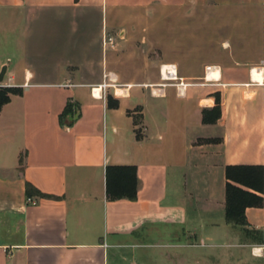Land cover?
<instances>
[{
    "label": "crops",
    "instance_id": "obj_1",
    "mask_svg": "<svg viewBox=\"0 0 264 264\" xmlns=\"http://www.w3.org/2000/svg\"><path fill=\"white\" fill-rule=\"evenodd\" d=\"M259 7L0 0V87L21 91L0 111V264H264V186L225 219V168L264 171ZM109 166L135 169V200L109 199Z\"/></svg>",
    "mask_w": 264,
    "mask_h": 264
},
{
    "label": "trees",
    "instance_id": "obj_2",
    "mask_svg": "<svg viewBox=\"0 0 264 264\" xmlns=\"http://www.w3.org/2000/svg\"><path fill=\"white\" fill-rule=\"evenodd\" d=\"M20 94L19 89L0 87V111L9 102L11 95ZM78 117L79 113L71 105H68L60 116L63 124L67 126ZM220 117L221 107L218 98L214 107L202 110V123L205 125L215 124ZM225 178V219L228 223L244 226L246 208L263 206V199L260 196L264 186L263 167L230 165L225 168ZM105 181L110 200L123 198L135 200L137 179L133 167L109 166L106 168ZM32 192H35L33 187L26 184V194L30 196Z\"/></svg>",
    "mask_w": 264,
    "mask_h": 264
},
{
    "label": "rangeland",
    "instance_id": "obj_3",
    "mask_svg": "<svg viewBox=\"0 0 264 264\" xmlns=\"http://www.w3.org/2000/svg\"><path fill=\"white\" fill-rule=\"evenodd\" d=\"M216 17L217 16H210L207 20V24H213L214 22H216ZM154 16H151V20H153ZM192 20H191V24H198V16L197 15H194V16H191ZM220 20V19H219ZM166 21H170L169 18L166 20V18L164 19H161L159 21V23H166ZM239 23H242L243 20L241 18H239ZM180 22V21H179ZM218 22V21H217ZM252 23H254V26H255V34H256V41L261 44L262 42V38H263V35H262V30H263V26H264V13H263V10L261 9V7H259V9H256L255 11V16H253L252 18Z\"/></svg>",
    "mask_w": 264,
    "mask_h": 264
},
{
    "label": "bare ground",
    "instance_id": "obj_4",
    "mask_svg": "<svg viewBox=\"0 0 264 264\" xmlns=\"http://www.w3.org/2000/svg\"><path fill=\"white\" fill-rule=\"evenodd\" d=\"M164 76H165L164 80H168V81L173 80L174 77H175L174 69L173 68L166 69ZM209 76H212L213 77V76H215V74L212 73L211 75L209 74ZM254 78H256L257 80H260L261 79V78L259 79V76L258 75H254ZM95 94H97V92H95Z\"/></svg>",
    "mask_w": 264,
    "mask_h": 264
},
{
    "label": "water",
    "instance_id": "obj_5",
    "mask_svg": "<svg viewBox=\"0 0 264 264\" xmlns=\"http://www.w3.org/2000/svg\"><path fill=\"white\" fill-rule=\"evenodd\" d=\"M5 71H6V68L5 67H2L1 70H0V83H2V80H3V76L5 74Z\"/></svg>",
    "mask_w": 264,
    "mask_h": 264
},
{
    "label": "built area",
    "instance_id": "obj_6",
    "mask_svg": "<svg viewBox=\"0 0 264 264\" xmlns=\"http://www.w3.org/2000/svg\"><path fill=\"white\" fill-rule=\"evenodd\" d=\"M208 69H209V67L206 68V70H208ZM168 73H169V72H168ZM169 74H170V73H169ZM108 78H109V80H110V77H108ZM105 86H106V85H102V86H100V87H97V88L100 89V93H101V88H102V90H103V88H105ZM94 90H95V89H92V96H93V97H95V96H94V93H93ZM100 93H99V94H100Z\"/></svg>",
    "mask_w": 264,
    "mask_h": 264
}]
</instances>
